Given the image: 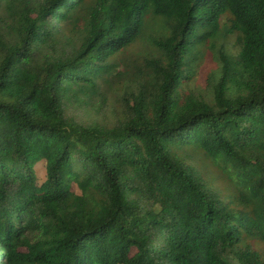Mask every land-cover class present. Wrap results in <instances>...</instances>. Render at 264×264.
Listing matches in <instances>:
<instances>
[{
    "label": "trees",
    "instance_id": "trees-1",
    "mask_svg": "<svg viewBox=\"0 0 264 264\" xmlns=\"http://www.w3.org/2000/svg\"><path fill=\"white\" fill-rule=\"evenodd\" d=\"M259 244L264 0H0V264H264Z\"/></svg>",
    "mask_w": 264,
    "mask_h": 264
},
{
    "label": "rangeland",
    "instance_id": "rangeland-1",
    "mask_svg": "<svg viewBox=\"0 0 264 264\" xmlns=\"http://www.w3.org/2000/svg\"><path fill=\"white\" fill-rule=\"evenodd\" d=\"M225 45L227 49H229L232 53H237L238 46L236 44V38L234 35H228L227 37L222 38L220 45ZM146 46H149V42L146 40H141L138 42L133 48H130L131 50H145ZM218 64L213 56V51H208V53L205 55L202 64L199 68V73L197 75V79L195 80L196 86L198 88H205L207 86V77L208 75L213 72L217 68ZM115 100V96L113 95L109 102L113 103ZM74 114H76L77 117L82 119H91L94 117H98L101 120L104 119V122L110 123L111 118L109 120H106L107 116H110L106 114L105 112L97 113L93 108L90 106H81L74 108H71ZM201 169L207 172L209 176L212 177V173L218 171V169L212 164L208 163L207 165L201 164ZM37 168V174H38V180L39 183H42L46 178V163L44 161L38 163L36 165ZM206 174V175H207ZM224 183H226L224 180H219L218 182L214 183L216 186L220 185L222 186ZM73 189L77 192H80L76 184H73ZM258 248L264 252V244H259Z\"/></svg>",
    "mask_w": 264,
    "mask_h": 264
}]
</instances>
